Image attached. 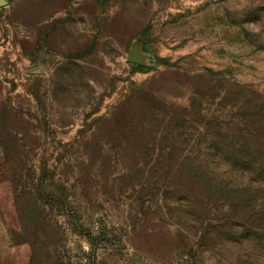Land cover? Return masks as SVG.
Wrapping results in <instances>:
<instances>
[{"label": "rangeland", "instance_id": "1", "mask_svg": "<svg viewBox=\"0 0 264 264\" xmlns=\"http://www.w3.org/2000/svg\"><path fill=\"white\" fill-rule=\"evenodd\" d=\"M207 71L264 96V0H0V264H264Z\"/></svg>", "mask_w": 264, "mask_h": 264}, {"label": "trees", "instance_id": "2", "mask_svg": "<svg viewBox=\"0 0 264 264\" xmlns=\"http://www.w3.org/2000/svg\"><path fill=\"white\" fill-rule=\"evenodd\" d=\"M204 77L211 78L208 89L212 86L214 93L209 99H220L223 109L229 108L230 114L225 118L230 122H223L222 116L212 118L217 130L203 142L211 152L197 159L205 168L206 177L219 179L215 181L218 186L232 196L227 202L230 212L240 207V213L247 217L251 229L244 234H248L249 247L264 251V96L226 80L223 72L207 71ZM196 95L192 97L193 108Z\"/></svg>", "mask_w": 264, "mask_h": 264}]
</instances>
